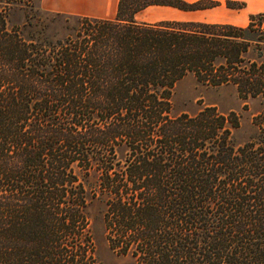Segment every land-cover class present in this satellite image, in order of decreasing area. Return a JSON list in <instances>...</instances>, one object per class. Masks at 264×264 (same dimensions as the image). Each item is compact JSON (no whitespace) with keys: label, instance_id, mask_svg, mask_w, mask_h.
I'll list each match as a JSON object with an SVG mask.
<instances>
[{"label":"trees","instance_id":"1","mask_svg":"<svg viewBox=\"0 0 264 264\" xmlns=\"http://www.w3.org/2000/svg\"><path fill=\"white\" fill-rule=\"evenodd\" d=\"M23 6L0 0V264H102L93 199L109 249L135 264H264V108L241 145L233 111L172 115L188 74L264 105V61L246 58L264 46V14L244 28L145 23L135 15L149 6L216 3L118 0L114 19L75 16L58 37L31 3L11 25Z\"/></svg>","mask_w":264,"mask_h":264},{"label":"rangeland","instance_id":"2","mask_svg":"<svg viewBox=\"0 0 264 264\" xmlns=\"http://www.w3.org/2000/svg\"><path fill=\"white\" fill-rule=\"evenodd\" d=\"M30 3L38 8V12L42 16L48 19L54 18L58 37L73 34L79 28L75 16L80 15L72 14L74 9L71 5L74 4L71 0H25L27 6H23L22 9L16 8L11 12L9 16L11 25H22L24 23L23 17L25 11H29ZM137 21L149 23L146 15L139 16ZM256 30L258 31L256 34L264 33V19L261 25L256 27ZM260 38L264 37L261 36ZM246 58L254 59L258 62L264 61V46H261V50L260 47L252 46ZM206 107H215L218 112L223 114L233 111L239 116L240 127L234 130L232 134V140L235 145H241L257 135L258 129L253 124V117L264 108L263 103L259 99L243 101L238 97L234 86L213 87L198 82L193 74H188L176 83L172 93L173 116L180 114L192 116ZM84 180L89 194H93L98 184L96 175L90 174ZM104 210V204L99 200H91L88 206L91 232L96 244L98 259L102 264H135L132 258L116 255L109 249L103 223Z\"/></svg>","mask_w":264,"mask_h":264},{"label":"crops","instance_id":"3","mask_svg":"<svg viewBox=\"0 0 264 264\" xmlns=\"http://www.w3.org/2000/svg\"><path fill=\"white\" fill-rule=\"evenodd\" d=\"M72 14L84 17L113 19L116 16L118 0H71ZM187 3L200 1L216 3V6L195 11H182L167 6H149L135 15L148 17L149 23L160 21L199 22L207 24H229L246 27L252 15L264 14V0H183ZM242 4L241 8H229L226 3ZM75 12V13H74ZM148 23V22H147Z\"/></svg>","mask_w":264,"mask_h":264}]
</instances>
